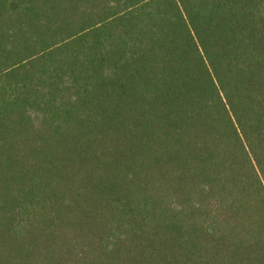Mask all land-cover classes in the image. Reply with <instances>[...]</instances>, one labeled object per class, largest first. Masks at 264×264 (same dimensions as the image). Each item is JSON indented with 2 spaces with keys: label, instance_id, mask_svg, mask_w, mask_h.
Wrapping results in <instances>:
<instances>
[{
  "label": "trees",
  "instance_id": "1",
  "mask_svg": "<svg viewBox=\"0 0 264 264\" xmlns=\"http://www.w3.org/2000/svg\"><path fill=\"white\" fill-rule=\"evenodd\" d=\"M0 264H264V0H0Z\"/></svg>",
  "mask_w": 264,
  "mask_h": 264
}]
</instances>
